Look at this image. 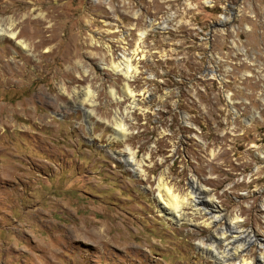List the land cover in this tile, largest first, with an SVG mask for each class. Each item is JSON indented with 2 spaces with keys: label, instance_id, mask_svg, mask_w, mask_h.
<instances>
[{
  "label": "rangeland",
  "instance_id": "rangeland-1",
  "mask_svg": "<svg viewBox=\"0 0 264 264\" xmlns=\"http://www.w3.org/2000/svg\"><path fill=\"white\" fill-rule=\"evenodd\" d=\"M10 26L24 46L0 37V264H217L200 246L220 224L162 215L161 174L264 242V0H0ZM127 58L129 77L113 70Z\"/></svg>",
  "mask_w": 264,
  "mask_h": 264
},
{
  "label": "bare ground",
  "instance_id": "bare-ground-1",
  "mask_svg": "<svg viewBox=\"0 0 264 264\" xmlns=\"http://www.w3.org/2000/svg\"><path fill=\"white\" fill-rule=\"evenodd\" d=\"M4 36H9L14 39L18 38L17 32L12 30L11 26L6 29L0 28V37ZM17 43L23 44L22 46H24L23 41L20 39L17 40ZM113 70H121L126 77H129L132 76L131 72L134 70V67H132L131 60L127 58L124 59L123 62L115 64ZM125 87L128 91L127 84ZM130 94L132 95V91H130ZM86 113L90 116L93 114V111L87 112L86 110ZM130 123V121L122 117H114L112 125L113 134L116 139L129 138L128 129ZM139 152V150H136L123 155L126 164L131 168H134V165L139 163L137 162ZM188 188L189 192L186 195H180L179 192H176V189L170 185V182L166 177L161 174L157 181V197L160 204L159 211L161 214L167 215L169 219L178 222V224L192 222L194 218L189 217L183 212L185 206H191V209L193 208L195 214L202 217L208 216L210 221L205 223L207 226L212 224L217 225L218 223L220 224L219 228L215 229V233H213V235L211 234L209 243L205 244L206 247L202 245L200 246L204 249L203 251L208 258H211L217 264H254V260L242 256V252L248 243L257 241L258 244L264 248V242L262 243L260 239L252 235V233H249V231L240 230L237 224L239 223L237 220L239 219L238 216L231 219L227 218L215 200L208 197V190L203 188L196 181L189 180ZM256 260L258 261V264H264V255L262 256V254H260L256 257Z\"/></svg>",
  "mask_w": 264,
  "mask_h": 264
},
{
  "label": "water",
  "instance_id": "water-1",
  "mask_svg": "<svg viewBox=\"0 0 264 264\" xmlns=\"http://www.w3.org/2000/svg\"><path fill=\"white\" fill-rule=\"evenodd\" d=\"M224 19H226L225 17H224ZM224 19H223V21L222 22H217L216 24H215V27L216 28H220V27H222L223 26V24H224ZM211 29V31L213 30V27H211L210 28ZM209 32V39H211V37H212V32Z\"/></svg>",
  "mask_w": 264,
  "mask_h": 264
}]
</instances>
